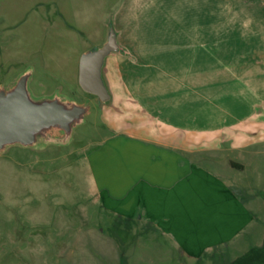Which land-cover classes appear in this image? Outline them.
Instances as JSON below:
<instances>
[{"label":"crops","instance_id":"crops-1","mask_svg":"<svg viewBox=\"0 0 264 264\" xmlns=\"http://www.w3.org/2000/svg\"><path fill=\"white\" fill-rule=\"evenodd\" d=\"M30 1L48 6L44 20L74 22V52L100 49L110 32L117 50L101 66L105 135L73 156L58 145L76 126L0 150L2 214L20 207L36 227L56 208L92 205L138 229L141 256L228 264L262 246L250 181L264 177V0ZM14 147L42 159L22 164Z\"/></svg>","mask_w":264,"mask_h":264},{"label":"rangeland","instance_id":"rangeland-1","mask_svg":"<svg viewBox=\"0 0 264 264\" xmlns=\"http://www.w3.org/2000/svg\"><path fill=\"white\" fill-rule=\"evenodd\" d=\"M33 7L30 0H0V92L12 91L26 76L27 93L33 103L57 100L66 107L78 105L87 110L73 129V138L58 145L59 152L73 156L77 148L84 150L105 135L99 127L105 103L83 92L78 84L82 54L74 52L76 45L68 35L74 22L56 20L54 15L44 20L42 9L48 6ZM9 155L22 164L43 156L40 149L20 147L10 149ZM250 182L259 193V202H264L260 193L264 177ZM251 206L264 219V204ZM50 219L48 224L32 227L22 208L12 211L11 219L0 211V264H221V256H160L154 252L141 256L138 229L117 228L113 219L92 205L56 208ZM147 247L154 249V245Z\"/></svg>","mask_w":264,"mask_h":264},{"label":"water","instance_id":"water-1","mask_svg":"<svg viewBox=\"0 0 264 264\" xmlns=\"http://www.w3.org/2000/svg\"><path fill=\"white\" fill-rule=\"evenodd\" d=\"M117 50L115 36L110 32L107 43L94 52L81 55L78 84L87 94L101 102L109 99L101 79L103 60ZM27 77L22 76L10 92H0V150L8 145L29 146L38 136H45L51 128H58L68 136L87 113L82 106L66 107L57 100L33 103L27 93Z\"/></svg>","mask_w":264,"mask_h":264},{"label":"trees","instance_id":"trees-1","mask_svg":"<svg viewBox=\"0 0 264 264\" xmlns=\"http://www.w3.org/2000/svg\"><path fill=\"white\" fill-rule=\"evenodd\" d=\"M228 264H264V241L262 246L248 250Z\"/></svg>","mask_w":264,"mask_h":264}]
</instances>
